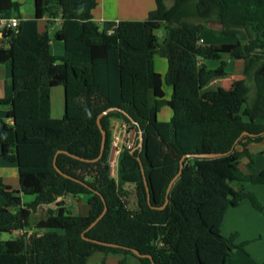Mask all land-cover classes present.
Masks as SVG:
<instances>
[{"label":"trees","instance_id":"16d2710c","mask_svg":"<svg viewBox=\"0 0 264 264\" xmlns=\"http://www.w3.org/2000/svg\"><path fill=\"white\" fill-rule=\"evenodd\" d=\"M172 2L168 7L155 0L143 21L98 23L97 0H35L32 19L22 18L21 3L0 0V19L19 18L15 29L0 30V41L9 44L0 48V63L12 64L13 86L12 96L0 101L10 107L12 121L0 129V156L18 166L20 179L17 190L0 176L6 201L0 234L23 232L0 240V264H87L95 252L121 255L119 264H127L128 256L140 264H228L234 250L245 248L238 233H222V224L228 209L245 199L264 214L244 185H264V170L246 174L240 166L247 158L253 168L256 154L249 147L264 142V0ZM60 14L54 39L63 43L64 55L55 56L50 34L40 33L38 22ZM212 22L236 42L202 45L203 27ZM156 55L168 62L164 79L155 70ZM224 55L244 61L239 92L212 86L229 75ZM207 60L220 66L209 69L202 64ZM164 83L173 88L170 100ZM58 86L66 90V111L54 119L51 91ZM164 106L173 111L170 121L158 118ZM101 114L107 141L103 157L93 162L101 151ZM115 120L142 133L134 153L125 150L120 157L118 182L108 165ZM58 151L84 160L58 154L60 173ZM183 157L169 203L157 209ZM132 192L136 203L130 209ZM69 195L88 197L87 215L66 207ZM23 196L34 198L24 203ZM105 204L106 214L87 231ZM46 206L53 207L38 219Z\"/></svg>","mask_w":264,"mask_h":264},{"label":"crops","instance_id":"0c3cea01","mask_svg":"<svg viewBox=\"0 0 264 264\" xmlns=\"http://www.w3.org/2000/svg\"><path fill=\"white\" fill-rule=\"evenodd\" d=\"M22 4L21 16L23 19H32L35 16V0H14ZM98 4L93 11L94 20L98 23L106 21H143L149 13L156 8L155 0H97ZM34 5V8L32 7ZM168 6V5H167ZM170 7V6H168ZM19 19V18H18ZM51 22V24H49ZM62 26L61 14L55 19L47 16L38 22V30L40 33L49 32L51 37L50 50L55 56L64 55L63 43L54 39L55 33ZM159 39L164 37L163 30L158 32ZM202 45L221 44V43H235L236 39L231 36L223 34L222 28L217 23L205 24L202 30ZM0 48L8 49L9 44L6 41H0ZM223 60L226 61V71L229 74L225 79H219L212 83L217 89L225 93H236L242 90L244 82V61L235 60L229 55H224ZM209 69H216L220 66V61L207 60L202 61ZM155 70L165 78L168 70V62L164 57L156 55L154 57ZM12 64L10 62L0 63V101L12 96ZM220 82H227V88L221 89ZM234 82V91H229L231 83ZM219 85V86H218ZM165 98L171 99L173 88L167 84H163ZM66 106V90L62 86H58L51 91V116L54 119L63 118L65 115ZM169 111H164V117L159 113L160 121H170L173 116V111L170 107L164 106ZM10 107L1 104L0 102V129L4 123L12 124V121L7 118ZM160 111V112H161ZM250 151L256 154L255 165L253 168H248L249 160L244 158L241 162V168L244 173H259L264 170V142L261 144L250 145ZM0 147V155H1ZM0 176L4 178V182L13 189H20V179L18 166L14 163L6 161L0 156ZM245 188L256 194L260 202L264 206V185L245 183ZM73 198L80 199V201H72ZM82 195L67 196L65 200L66 207L76 215H87L89 207L85 205ZM24 203L31 202L32 198L23 197ZM6 201L0 195V206H4ZM80 204V205H79ZM51 208L53 206H50ZM50 207L46 208V212ZM23 232L16 231L13 234L18 237ZM222 233L225 236L238 233V244L247 243L245 248L234 250L228 259V264H262L264 262V214L256 210L249 200H243L238 207L229 208L226 212L223 224ZM1 236V234H0ZM123 257L121 255H106L102 252H95L87 261V264H119ZM127 264H140L139 261L132 257H127Z\"/></svg>","mask_w":264,"mask_h":264},{"label":"built area","instance_id":"2783aa9c","mask_svg":"<svg viewBox=\"0 0 264 264\" xmlns=\"http://www.w3.org/2000/svg\"><path fill=\"white\" fill-rule=\"evenodd\" d=\"M19 24V19L1 18L0 30H12ZM203 40H200L202 43ZM112 142L109 149L108 165L110 168V177L118 182L120 157L125 150H135L138 140L141 141L142 133L137 130H131L126 121L115 120L112 124ZM140 146V144H139Z\"/></svg>","mask_w":264,"mask_h":264},{"label":"water","instance_id":"95a60500","mask_svg":"<svg viewBox=\"0 0 264 264\" xmlns=\"http://www.w3.org/2000/svg\"><path fill=\"white\" fill-rule=\"evenodd\" d=\"M102 116H103V114H101V115L98 117V126H99V128H100V130H101V133H102V145H101V151H100V155H99V157H97L96 159L92 160L93 162H97V161H99V160L103 157L104 152H105V147H106L107 133H106L105 129L103 128L102 124H101V118H102ZM140 145H141V143H140ZM60 153H65V154H68V155H70V156H72V157H74V158H76V159H81V158H79L78 156H76V155H72V154H70V153H68V152H66V151H58V153L56 154V157H55V167H56V169H57L60 173H62V172L58 169V167H57V165H56V158H57L58 154H60ZM131 153H134V150H132ZM220 156H223V155H222V154H202V155H199V157H202V158H217V157H220ZM184 159H185V157H183V158L181 159V161H180V171H179L178 174L172 179L171 183L169 184V187H168V189H167L166 201H165L164 205H163L162 207H158L157 209H161V210H162V209H164V208L168 205V203H169V195H170V192H171V190H172L174 184L176 183V181L180 178L181 173H182V170H183V168H184ZM81 160H84V159H81ZM139 160H140V159H139ZM142 172H143V175H144V180H145V184H146V188H147L148 201H149V203H150V191H149V188H148V184H147V179H146V176H145L144 168H142ZM65 176H66V175H65ZM103 201H105V200L103 199ZM106 212H107V206H106V204H105V208H104L103 212H102L101 215H100V216H99V217H98V218H97V219H96V220H95V221L89 226V228L87 229V231L90 230V229H92L94 226H96V224H98V222L104 217V215L106 214ZM83 238L86 239V240H90L89 238H87V237L85 236V233L83 234ZM94 242L102 243V242H99V241H94ZM102 244H104V245H108V246H112V247L116 246V245H114V244H110V243H102ZM132 252H133V254L136 255L137 257H140V258L146 257L145 255H141L137 250H133ZM149 257L151 258V256H149ZM153 264H154V262H153Z\"/></svg>","mask_w":264,"mask_h":264},{"label":"rangeland","instance_id":"374dc122","mask_svg":"<svg viewBox=\"0 0 264 264\" xmlns=\"http://www.w3.org/2000/svg\"><path fill=\"white\" fill-rule=\"evenodd\" d=\"M172 0H166V4L168 5V6H171L172 5ZM32 7L34 8V5H32ZM213 61H215V60H213ZM11 76H12V74H11ZM225 79V78H224ZM220 85V86H219ZM219 87L221 88V89H225V88H227V82H220L219 83ZM235 84H234V82L233 83H231V88L230 89H228L229 91H234V86ZM252 95H253V93H252ZM170 110V109H169ZM166 107L163 109V111H161L160 112V114H161V117L163 118L164 117V111H169ZM256 195V194H255ZM23 197H26V198H34V197H32V196H23ZM82 197H84L83 198V201L85 202V205L87 206V208L89 207V205H88V197H86V196H82ZM127 201H128V205H129V208L130 209H133L134 207H135V203H136V195H135V193L134 192H132V193H130L129 194V196L127 197V199H126ZM72 201H80V199H76V198H73L72 199ZM260 201V200H259ZM80 205V204H79ZM46 215V208H41V210L39 211V213L37 214V218L39 219V218H41V217H44ZM14 238H16V236L14 235V234H9V233H3V234H1V236H0V240H2V241H7V240H10V239H14Z\"/></svg>","mask_w":264,"mask_h":264}]
</instances>
